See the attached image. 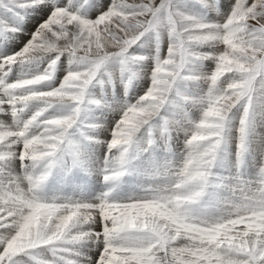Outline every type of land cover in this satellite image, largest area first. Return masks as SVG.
Listing matches in <instances>:
<instances>
[{"label": "snow or ice", "instance_id": "6c2138e0", "mask_svg": "<svg viewBox=\"0 0 264 264\" xmlns=\"http://www.w3.org/2000/svg\"><path fill=\"white\" fill-rule=\"evenodd\" d=\"M257 129L264 0H0V264H264Z\"/></svg>", "mask_w": 264, "mask_h": 264}, {"label": "rangeland", "instance_id": "374dc122", "mask_svg": "<svg viewBox=\"0 0 264 264\" xmlns=\"http://www.w3.org/2000/svg\"><path fill=\"white\" fill-rule=\"evenodd\" d=\"M139 84H142V86L138 89ZM205 87H207V86L205 85ZM136 89H138L137 92H134V90L136 91ZM92 91L96 97L103 98L104 100H107L112 104L115 103L114 108L116 109L115 111L100 110V109H97L95 111L102 112V113H104V115L107 112L109 114L115 115V117L118 118L119 117V111H120V105L125 103L124 89L122 90V92H119L117 90H114L112 86L105 85V86H98L97 88H94ZM138 94L143 95V81H138L135 83L134 87L129 92V95L127 97V101L128 102H134V99L139 96ZM196 115L198 116L199 113L197 112ZM173 116H176L175 112L169 113V118H171ZM161 123H162V121H161ZM234 124L238 125V117L234 120ZM260 131H264V130L257 129V132H260ZM255 140H258V139H256L255 137L253 138L254 144L252 143L251 151L246 155L244 166L241 169V171L243 172V174L246 177H250V176L254 175L255 170L258 167V162H259L258 160H259L260 155H261L260 142L259 143L254 142ZM179 141H181V142L180 143L174 142L172 144V147H171V153L174 154V158L177 160L182 159L183 155L185 153L184 145H182V144H184V140L182 138V135H181V139ZM97 151H103V149H97ZM145 155H147V154H145ZM167 158H169V153L163 151L162 149H157L156 152L153 154V157H152L153 160L158 161V162H163ZM143 163L145 165H147L149 163V161L146 160ZM218 171L222 175H229V174L236 172V154H235V143L234 142H232V141L229 142V145L226 149V153H225V155L221 161V164H220ZM124 187L127 189L130 187V185H125Z\"/></svg>", "mask_w": 264, "mask_h": 264}, {"label": "bare ground", "instance_id": "6f19581e", "mask_svg": "<svg viewBox=\"0 0 264 264\" xmlns=\"http://www.w3.org/2000/svg\"><path fill=\"white\" fill-rule=\"evenodd\" d=\"M138 86V85H137ZM142 86V84H139V86H138V89L140 88ZM138 89H136V91L134 90V92H137V90ZM97 90V89H96ZM110 90V89H109ZM115 90H117V91H119V92H122V90H123V87L122 86H120V85H117L116 86V89ZM133 92V93H134ZM139 95V94H138ZM119 105V104H118ZM115 106V103L113 104V107ZM95 115H96V118H98L99 120H101L102 122H105V123H107V120L108 119H110L111 117H115V115H113V114H109V113H105V115H104V113H102V112H98V111H95ZM233 134H235V128H233ZM182 135V134H181ZM181 141H179V143H180ZM254 142H257V143H259V140H255ZM182 144V143H181ZM254 144V143H253ZM182 145H184V144H182ZM177 146V145H176ZM256 149V148H255ZM257 150V149H256ZM259 161V160H258ZM54 191H55V189H54Z\"/></svg>", "mask_w": 264, "mask_h": 264}]
</instances>
